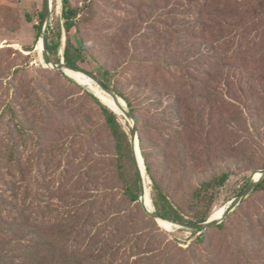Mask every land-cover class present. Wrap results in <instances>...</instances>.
Here are the masks:
<instances>
[{
	"label": "rangeland",
	"instance_id": "374dc122",
	"mask_svg": "<svg viewBox=\"0 0 264 264\" xmlns=\"http://www.w3.org/2000/svg\"><path fill=\"white\" fill-rule=\"evenodd\" d=\"M70 1L74 6H82L90 0ZM51 3L49 24L61 15V0H51ZM202 3L201 0H96L92 28L82 32L88 43L82 67L93 73L101 67L114 69L130 58L138 63L164 57L177 64L186 62L199 72L209 71L210 81L203 91L170 106L177 116L179 131L174 133L177 138L170 143L160 141L149 146L157 182L187 219L201 208L196 205L195 193L203 183L224 173L228 175L222 187L210 190L206 196L211 198L213 214L216 209H227L247 186L252 173L264 166V0H209L203 23L195 17ZM43 6L44 0H0V65L6 68L1 87L3 83L4 86L14 85L12 73L18 67L29 71L27 80L32 76L37 80L54 79L38 70L51 69L44 53L36 49L40 40H37L39 13ZM217 22L222 28L253 22L250 30H258L257 46L246 50L233 63L220 62L216 56L219 50L214 47L217 48L216 42L221 41L227 31L213 29ZM202 27L207 29L205 35L200 33ZM29 49L31 51H27ZM57 78L61 79V75ZM79 86L60 83L54 93L47 92L54 100L49 110L50 130L44 133L43 141L39 142L41 146L34 147L26 141V150L20 153L22 164L27 162L26 169H31L32 177L38 180L34 193L40 199V206L48 201L50 212L64 211L83 199H96L105 189L117 192L118 199L123 198L121 184L116 180L93 179L69 191L70 175H79L89 165L95 170L105 168L112 172L115 166L113 140L101 121L98 107L86 97V92L100 97L85 86ZM115 86L125 95L138 96V86L125 78L115 80ZM2 103L3 100L0 111ZM20 117L19 122L24 123L25 128L32 126L31 117ZM119 121L131 141V124L125 117H119ZM5 134L8 133L3 128L0 137L4 138ZM68 141L77 144V156L85 162L76 164L65 178L61 166L54 167L56 164L49 161L43 164L42 160L50 143ZM127 171L131 176L129 165ZM146 177L151 191L152 182L147 174ZM59 183L66 185L59 186ZM133 209L123 201L97 212L96 221L116 213L127 215ZM236 216L229 219L230 228L238 226ZM155 224L159 228L155 231L157 238L177 242L183 248L196 237L190 229L166 230L160 222L155 221ZM9 249V245L2 247L4 254L10 253Z\"/></svg>",
	"mask_w": 264,
	"mask_h": 264
},
{
	"label": "trees",
	"instance_id": "16d2710c",
	"mask_svg": "<svg viewBox=\"0 0 264 264\" xmlns=\"http://www.w3.org/2000/svg\"><path fill=\"white\" fill-rule=\"evenodd\" d=\"M201 1L203 3L195 17L203 23L209 0ZM95 2L90 0L82 6H74L70 0H61L60 18L49 24L45 34L53 62L56 65L63 62L69 68L95 77L125 102L135 120L143 165L152 182L150 199L153 212L173 222L204 223L212 214L211 198L206 196L210 190L222 187L228 175L224 173L199 187L195 200L197 207L201 205V208L187 219L157 182L149 146L160 144V141L170 143L177 138L174 134L179 131L175 121L177 116L170 106L203 91L210 81V73L196 71L186 62L177 64L166 57L138 63L130 58L114 69L101 67L94 73L86 70L82 64L86 61L88 43L82 32L92 28L96 16ZM39 14L41 23L37 27V40L40 38L43 11ZM253 24L222 28L219 22L215 23L213 29L227 31L224 38L216 42L217 48L214 47L220 51L216 55L220 62L233 63L246 50L257 46L259 33L258 30H250ZM251 31L254 33L250 34ZM206 32L207 29L202 27L200 33L205 35ZM44 58L46 61L45 55ZM5 69L0 65V80ZM26 70L15 68L12 87L9 83L6 86L3 83L1 87L0 83V102L3 100L0 132L5 128L8 133L4 138L0 137V264H264V178L221 224L203 232L193 230L196 237L186 248L177 242L162 241L156 237L155 231L159 228L155 220L138 201L139 183L130 136L123 129L119 116L93 93L86 92V97L98 107L101 121L113 140L114 171L105 168L95 170L89 165L79 175H70L67 184L70 191V188L93 179L116 180L121 184L123 198L118 199L117 192L105 189L96 199H83L64 211L50 212L48 201L40 206V199L34 193L38 180L32 177L31 169H26L28 163L22 164L20 153L26 150V141L34 147L41 146L39 142L43 141L44 133L50 130L49 110L54 100L48 93H54L60 83L78 88L80 84L58 70L46 68L38 70L54 79L37 80L32 76L27 80L29 71ZM59 74L61 79L57 78ZM121 78L138 86V96L132 98L118 90L115 80ZM20 115L27 119L31 117L32 126L25 128L24 123L19 122ZM76 148L73 141L52 142L48 145L43 164L49 161L56 164L54 167L61 166V174L66 178L76 164L85 162L84 158H78ZM128 165L132 168L131 176L127 171ZM123 201L134 208L127 215L116 213L96 221L97 212ZM234 214H237L238 226L230 228L229 219ZM5 245L10 246V253H3Z\"/></svg>",
	"mask_w": 264,
	"mask_h": 264
},
{
	"label": "water",
	"instance_id": "95a60500",
	"mask_svg": "<svg viewBox=\"0 0 264 264\" xmlns=\"http://www.w3.org/2000/svg\"><path fill=\"white\" fill-rule=\"evenodd\" d=\"M51 7H52V3L51 0H44V6H43V24L42 27L40 29V39H41V45H42V53H44L45 57H46V61L48 63V66L51 69L54 70H58L63 72V70L67 69L76 73H81L84 76L88 77L89 79H91L92 81H94L98 87L102 90V92H104L106 95H108L110 98H112L114 100V102L118 105V107L120 108L122 114L124 115V117L129 121V123L131 124V128H132V135H131V144H132V148H133V152H134V159H135V170L137 173V178H138V183H139V203L142 206L143 210L150 216L152 217L157 223L158 221H166L169 222L173 225H176L179 228H185V229H190V230H197V231H206L209 228H212L214 226H217L219 224H221L228 215H230V213H232L237 207L238 205L244 200L246 199L255 189L256 185L264 178V168L257 170L255 172L252 173L251 178L249 183L247 184V186L245 187V189L242 191V193L233 201L230 203V205L227 207V209L224 211L222 217L220 219H212L211 217H209V219L207 221H205L204 223H197V224H190V223H185V222H173L170 220H166V219H162L161 217H159L156 213L153 212V206L152 209L149 210L144 202V198H145V187H144V179L142 176V172L141 169L138 166V158H137V151L140 152L139 149V141H138V137H137V126L135 123V120L133 119L132 115L129 113L126 104L123 100L122 103L123 105H121L119 103L120 98L111 90L106 88L104 85H102L95 77H92L86 73H83L77 69H72L67 67L63 62H61L60 64L56 65L53 62L52 56L50 55V52L48 50L46 41H45V34L51 19ZM113 111V110H112ZM114 113H116L115 111H113ZM141 156V154H140ZM141 161L143 164V159L141 157ZM144 166V165H143ZM144 172H145V168H144ZM146 173V172H145ZM258 176V179L254 180L255 176ZM152 203V202H151Z\"/></svg>",
	"mask_w": 264,
	"mask_h": 264
},
{
	"label": "bare ground",
	"instance_id": "6f19581e",
	"mask_svg": "<svg viewBox=\"0 0 264 264\" xmlns=\"http://www.w3.org/2000/svg\"><path fill=\"white\" fill-rule=\"evenodd\" d=\"M59 13V12H58ZM39 52H42V45H41V39L39 40L38 42V45H37V48ZM40 54V53H39ZM38 60V59H37ZM39 61V60H38ZM43 63V62H42ZM64 74L67 75V76H70L72 77L74 80H76L78 82V84L82 85V86H85L86 88H88L89 90H91L92 92L96 93L100 98H98L95 94V96L106 106H108L109 108H111L113 111L116 112V114L119 116V117H124V115L122 114L120 108L118 107V105L114 102V100L112 98H110L108 95H106L104 92H102V90L98 87V85L92 81L91 79H89L88 77L84 76L83 74L81 73H76V72H73V71H70V70H63ZM76 73V74H75ZM122 99L120 98V101L119 103L121 105H123ZM104 101V102H103ZM137 158H138V166L139 168L141 169V172H142V176H143V179H144V187H145V198H144V202H145V205L146 207L151 210L152 209V203H151V199H150V189L148 188V182H147V177H146V173L144 172V166L142 164V161H141V156H140V152L137 151ZM258 179V176L256 175L254 177V180ZM226 207H222V208H219V209H216L213 211V214H211V218L212 219H218L220 217H222L224 211H225ZM160 222L162 228L166 229V230H171L173 227H177L176 225H170V224H167V223H164L166 221H158Z\"/></svg>",
	"mask_w": 264,
	"mask_h": 264
}]
</instances>
